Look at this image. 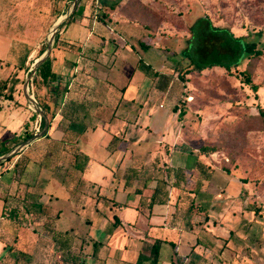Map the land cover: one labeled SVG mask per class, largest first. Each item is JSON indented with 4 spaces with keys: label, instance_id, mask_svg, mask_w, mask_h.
Segmentation results:
<instances>
[{
    "label": "crops",
    "instance_id": "obj_1",
    "mask_svg": "<svg viewBox=\"0 0 264 264\" xmlns=\"http://www.w3.org/2000/svg\"><path fill=\"white\" fill-rule=\"evenodd\" d=\"M97 2L104 4L103 0H91L83 6L81 0L74 19L56 37L62 46L51 51V69L62 76L61 85L50 83L35 89L37 93L41 90L40 98L46 96L50 105L58 104L52 120L60 126L59 135H54L49 146L60 142L58 137L64 132L70 142L75 136L73 146L61 152L69 168L62 185L70 187L67 190L72 194L70 176L74 172L81 175L77 185L88 174L87 164L74 168L71 162L74 153L88 161V154L77 147V137L86 134L89 145L96 142L104 153L97 163L102 170L95 171L93 182L88 180L97 191L96 205L101 199L110 200L117 210L110 207L114 213L111 220L95 208L101 218L96 223L86 220L89 230L80 236L67 225L62 230L55 228L70 242L73 236L84 239L85 255H74L71 243L70 248H56L52 238L45 242V248L37 246L34 250L35 243L24 238V225L13 232L0 226V264H11L14 254L15 264H54L58 256L63 264H76L79 258L78 264H151L150 249L155 241L161 243L157 264H264V225L260 221L264 205L255 207L253 200L259 197L253 198L234 172L215 166L213 154H201L200 147H193V139L184 138V119L189 114L180 118L170 108L178 78L164 67L175 59L167 57L158 34L149 45L143 41L142 31L119 13H108L105 24L98 22L92 17ZM6 30L0 31V81L9 77L12 81L6 85L5 96H0V142L19 136L33 113L21 101L22 85L18 81L39 52ZM55 51L61 59L55 57ZM129 53L138 58L128 74L124 67L131 65ZM8 69L13 73H5ZM157 98L168 104V110L160 102L157 108L152 107L151 101ZM104 111H111V117L103 118L100 113ZM170 120L175 126L167 131ZM44 140L32 143L23 154ZM29 166L35 167L33 162ZM38 166L36 174L43 169ZM40 191L42 198L48 195L43 187ZM41 197L38 204L52 208ZM6 203L0 194V222ZM57 213L58 222L62 212ZM110 223L120 227L119 234L108 229ZM33 235L37 240L42 238V234ZM26 243L27 250L33 245L32 252L17 249ZM14 247L16 251L10 250Z\"/></svg>",
    "mask_w": 264,
    "mask_h": 264
},
{
    "label": "rangeland",
    "instance_id": "obj_2",
    "mask_svg": "<svg viewBox=\"0 0 264 264\" xmlns=\"http://www.w3.org/2000/svg\"><path fill=\"white\" fill-rule=\"evenodd\" d=\"M72 1L0 0V31L6 28L7 34L24 40L32 50L45 48L46 36L50 27L69 9ZM89 1L91 0H84L83 6ZM103 3L104 12L102 13L105 15L110 12L119 13L121 18L133 25L137 31H142L143 41L149 45L153 44L154 38L158 34L160 45L164 47L168 58L173 54L177 55L182 51H188L193 61L198 63L199 57L194 51L197 47L196 41L188 39L192 34L190 27L194 19L202 15L207 17L213 26L227 28L236 37H247L252 41L257 39L255 33L260 32L262 36L257 40L261 45H264V0H103ZM77 8L80 9V3ZM74 15L71 19H74ZM71 19L68 24L71 23ZM64 27L58 30L55 37H59ZM56 46L60 49L62 45L61 42L57 44V39H54L53 48ZM54 55L61 59V55L56 54V51ZM129 58L130 64L136 63L138 56L129 53ZM175 61L173 59L168 61L164 71L177 77V73L183 71L185 64L177 65ZM175 65H177V71L174 70ZM133 67L134 64L126 66L124 71L129 74L133 71ZM10 70L8 69L5 73L12 74L13 72ZM24 78L25 72L22 73V77L18 81L20 86L23 84ZM247 78L250 80V84L257 85L256 93L251 90L250 84H246ZM7 79L9 81L10 77ZM175 83L176 86L172 89L173 101L170 108L180 118H185V115L189 114L188 119H184L186 122L182 131L184 138L193 139L195 149L202 145L216 147L217 152L212 155L216 161L214 165L234 172L249 187L247 191H251V196L259 197L257 198L259 200H253L255 207L264 205V50L258 58L243 59L238 67L231 69L230 73L223 68L213 67L186 75L184 82L178 78ZM40 91L36 92L39 97L42 95ZM29 92L32 95L30 86ZM21 101L26 107L23 97ZM159 102L168 110V104L158 98L151 101L152 107L157 108ZM111 114V111L100 113L103 118L111 117ZM116 114L117 116L121 115L119 111ZM46 116L49 119V115ZM51 122H53L52 128L49 131L51 125L48 127L50 133H47L48 137L43 143L40 142L29 148L26 152L27 155L23 154L21 160L18 158L19 156H16L0 166V194L7 202V210L1 215L4 219L0 222L1 229L4 231L9 229L13 232L24 225L27 229L24 238L35 243L34 250L37 246L40 249L46 247L47 243L45 242L52 238V227L62 230L64 225H67L80 236L89 230V226L85 224L86 220L96 223V220L101 218L96 214L95 208L100 210L103 216L110 217L111 220L114 213L110 209L113 207L112 211L117 210L114 209L115 205H111L110 200L101 199L96 205L97 191L90 182L96 178L95 171L102 170L101 165H97V163L103 159L104 153L96 145V142L89 145L86 134L77 137V147L80 148L82 154L89 156L87 162L79 161V164H87L88 174L83 175L82 182L77 185L81 175L74 172L70 176L69 186H73L72 194L69 192L70 187L67 188L68 191L62 185L64 174L69 168L66 162L62 161L61 147L49 146L50 143H53L54 135H59L58 129H60L56 120ZM174 126L170 120L167 124V131H171ZM40 130L38 120L34 131L38 133ZM58 138L70 140L64 134ZM164 139L167 140L166 137ZM48 152L50 153L48 154ZM46 153L47 157L42 160ZM16 162H18L17 171L22 170L19 175L15 174L13 170ZM31 162L35 167L42 162V166L45 165L46 168V165H49L50 170L43 168L39 174H36V168L29 166ZM53 169L56 170L52 171ZM42 187L44 194L48 195L41 198L42 201L46 202L47 200L51 203L52 208L49 207L51 216L41 217L38 221L30 222V217H35L34 213L38 211V207L25 202L24 196L32 191L40 192ZM130 201L129 198L128 202ZM12 208H17L15 220H11L7 216ZM60 210L62 217L57 222L55 217L57 211ZM261 214L260 221L264 225V206ZM107 227L117 234L120 233V227H117V224L111 225L110 223L107 224ZM33 233L42 234V238L39 237L37 240ZM8 242L11 243L12 240ZM84 243L85 240L81 237L74 239L73 236L71 252L74 255H79V253L85 255L84 251L82 252ZM26 246L27 243L17 249H26ZM32 246L28 249L29 252H32L30 251ZM54 246L57 248L56 244ZM7 247H9V243ZM17 249L14 247L10 250L16 251ZM90 249L88 254L91 253ZM28 250L26 249V251ZM15 258L14 254L9 262L15 264ZM79 260L76 264L79 263ZM53 263L63 264L59 256L54 257Z\"/></svg>",
    "mask_w": 264,
    "mask_h": 264
},
{
    "label": "trees",
    "instance_id": "obj_3",
    "mask_svg": "<svg viewBox=\"0 0 264 264\" xmlns=\"http://www.w3.org/2000/svg\"><path fill=\"white\" fill-rule=\"evenodd\" d=\"M104 4H101L100 2H97L94 4L93 11H92V17L95 16L96 20L100 23L105 24L106 19L108 18L107 15L103 11ZM76 15V13H75ZM74 15V16H75ZM72 20V19H71ZM191 37L188 40L196 41L197 47L195 48L196 55L199 57L198 63L194 62L191 54L188 51H182L181 53L175 55H172V58L176 60L177 65L184 63L185 67L182 69L183 71L181 73H177V78H179L182 82L185 81V76L188 74H192L194 72H201L204 69H210L213 67H219L223 68L226 72L230 73L232 68L238 67L240 63L245 58H258L261 54V52L264 50V45H261L258 42V38L262 36L260 32L255 33L256 40H248L247 37H236L233 35V33L227 29V28H219L215 27L211 24L209 19L205 16H199L194 19L191 27ZM56 40V37H55ZM45 48H42L39 50L36 57H39ZM51 60L52 58L49 57L48 60L39 68L37 71L35 77L32 81V87L31 91L32 94L35 97L36 102L42 107L44 113L46 115H49V124L52 121V119L55 117L56 114V108L58 106L57 101L54 102L51 105L49 104V101L44 96V98H40L36 94L35 88L40 87H46L50 83H58V86L61 85L62 76L60 74H57L52 71L51 69ZM177 65L174 66V70L177 71ZM28 68L25 69V72ZM37 78L39 80L37 81ZM246 84H250V80L246 79ZM8 83V79L0 81V96L4 95V90L6 89V85ZM250 88L253 92H257L258 87L255 84H250ZM7 99H10V96L6 97ZM68 115V113H67ZM73 114L70 115L72 118ZM39 120L38 116L34 113H31V116L27 120V122L23 125L22 132L19 136L15 137L13 140H7L0 142V155L8 152L13 146L22 143L23 141L29 139L35 134L33 125L35 122ZM43 121L39 120V128L42 129ZM66 133V134H65ZM64 136L67 135V132L63 133ZM48 137V134L46 133L42 139H46ZM75 139V136H74ZM74 141H66L61 140L56 145L57 147H61V152L65 150L66 146H73ZM73 149V147H71ZM70 151H72L70 149ZM74 151V150H73ZM199 152L204 155H210L217 152V148L214 146L209 145H202L199 148ZM50 152H48L49 154ZM44 155L42 160H45V157L48 155ZM19 159L21 160L23 157V152L19 153L18 155ZM80 156L77 153H74L72 156L71 162L73 163L74 168L78 167ZM18 159V160H19ZM84 162V160H83ZM71 163V164H72ZM38 165L42 168H45L42 166V162L38 163ZM46 168H49L46 166ZM13 170L15 174H21L22 170H18V162H16L13 166ZM176 176V174H175ZM41 197V191L35 192L32 191L28 195L24 196L25 202L30 203L33 206L38 207V211L34 213L35 217H30L29 220L32 221H38L41 217H49L50 215V209L45 205L38 204V200ZM5 201V200H4ZM153 199H151V204H153ZM7 210V209H6ZM16 213L17 208H12L8 212V217L11 220L16 219ZM25 213L29 214L25 211ZM58 214L56 213V220L58 218ZM27 220V219H26ZM53 229V230H52ZM51 231V237L52 240L55 242V244L59 247V249H62L64 245H67L68 248H70V238L67 237L65 239L62 235V233L55 230L54 227H52ZM160 241H155L150 249V256H151V264H157L158 260V252L160 249Z\"/></svg>",
    "mask_w": 264,
    "mask_h": 264
},
{
    "label": "water",
    "instance_id": "obj_4",
    "mask_svg": "<svg viewBox=\"0 0 264 264\" xmlns=\"http://www.w3.org/2000/svg\"><path fill=\"white\" fill-rule=\"evenodd\" d=\"M81 0H73L69 9L60 16L56 22L50 27L47 36H46V42H45V49L43 53L36 58L32 62V64L28 67L25 78L22 84V95L24 97V100L28 106V108L35 114L38 115V117L43 121L42 129L35 133L32 137L29 139L23 141L22 143H19L15 146H13L8 152L0 155V166L4 163L8 162L9 160L13 159L14 157L18 156L19 153L23 152L26 148H28L32 143L38 141L39 139L43 138V136L47 133L48 127H49V120L44 113L42 107L36 102L33 95L29 92V86L33 79V77L36 75L39 68L48 60L50 57L51 51L53 49V43L55 36L58 32V30L68 24L71 17L75 14L77 7L79 5Z\"/></svg>",
    "mask_w": 264,
    "mask_h": 264
}]
</instances>
